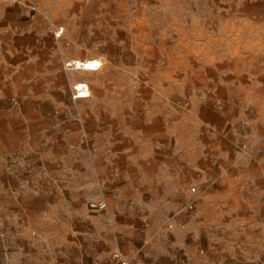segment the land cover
<instances>
[{
	"label": "rangeland",
	"instance_id": "1",
	"mask_svg": "<svg viewBox=\"0 0 264 264\" xmlns=\"http://www.w3.org/2000/svg\"><path fill=\"white\" fill-rule=\"evenodd\" d=\"M0 202L9 264H264V0H0Z\"/></svg>",
	"mask_w": 264,
	"mask_h": 264
},
{
	"label": "bare ground",
	"instance_id": "2",
	"mask_svg": "<svg viewBox=\"0 0 264 264\" xmlns=\"http://www.w3.org/2000/svg\"><path fill=\"white\" fill-rule=\"evenodd\" d=\"M102 63L98 59L75 60L74 68L82 71H98ZM79 90L78 98H86L89 96V89L86 83H79L76 87Z\"/></svg>",
	"mask_w": 264,
	"mask_h": 264
},
{
	"label": "crops",
	"instance_id": "3",
	"mask_svg": "<svg viewBox=\"0 0 264 264\" xmlns=\"http://www.w3.org/2000/svg\"><path fill=\"white\" fill-rule=\"evenodd\" d=\"M132 171H130L131 175L133 174ZM133 177H136V176H133ZM159 180H161V179H159ZM162 200L164 201V196L162 197ZM2 207H3V205L0 202V264H9L10 263V260H11V253H12L11 252L12 250L10 248L11 246L9 245V242L8 241L4 242V241L1 240V237H2V234L1 233L4 230L3 224L1 222L2 221L1 220ZM162 208H163V206H160V209H162Z\"/></svg>",
	"mask_w": 264,
	"mask_h": 264
},
{
	"label": "built area",
	"instance_id": "4",
	"mask_svg": "<svg viewBox=\"0 0 264 264\" xmlns=\"http://www.w3.org/2000/svg\"><path fill=\"white\" fill-rule=\"evenodd\" d=\"M90 207L94 210H103L105 208V204L104 203H91ZM111 264H132V263L121 252H115L112 255Z\"/></svg>",
	"mask_w": 264,
	"mask_h": 264
}]
</instances>
